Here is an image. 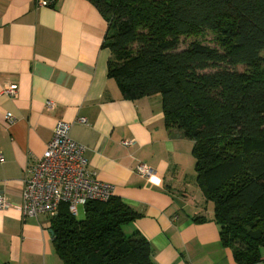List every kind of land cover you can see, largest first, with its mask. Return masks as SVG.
<instances>
[{
  "label": "crops",
  "instance_id": "obj_1",
  "mask_svg": "<svg viewBox=\"0 0 264 264\" xmlns=\"http://www.w3.org/2000/svg\"><path fill=\"white\" fill-rule=\"evenodd\" d=\"M108 32L88 0H0V194L12 204L0 210V263L64 264L48 217L24 216L22 191L65 121L86 147L88 170L138 213L124 230L150 242L156 264H238L198 184L195 143L167 125L161 95L124 97L109 76ZM11 84L17 98L4 93ZM139 164L157 170L162 185L140 176Z\"/></svg>",
  "mask_w": 264,
  "mask_h": 264
},
{
  "label": "trees",
  "instance_id": "obj_2",
  "mask_svg": "<svg viewBox=\"0 0 264 264\" xmlns=\"http://www.w3.org/2000/svg\"><path fill=\"white\" fill-rule=\"evenodd\" d=\"M88 1L109 22L110 78L126 99L162 96L167 125L195 143L223 245L238 264H264V0ZM206 31L217 46L181 49ZM138 216L116 196L83 219L62 204L56 250L64 264H156L150 242L124 230Z\"/></svg>",
  "mask_w": 264,
  "mask_h": 264
},
{
  "label": "built area",
  "instance_id": "obj_3",
  "mask_svg": "<svg viewBox=\"0 0 264 264\" xmlns=\"http://www.w3.org/2000/svg\"><path fill=\"white\" fill-rule=\"evenodd\" d=\"M54 1L38 0V5L50 6ZM18 92L16 84L4 89V93L12 98H17ZM48 106L51 107V103ZM7 119L11 124L16 120L11 114ZM80 121L88 123L85 118ZM71 128L70 123L59 121L43 157L28 167L22 191L25 217L45 215L52 221L58 216L62 204H67L69 212L77 217L80 206L85 208L92 201L108 202L116 196L114 185L100 180L88 170L86 147L71 137ZM123 144L129 146L133 141H124ZM3 160L0 153V162ZM136 172L153 185H162V176L153 167L139 164ZM11 205L8 198L0 194V210H6Z\"/></svg>",
  "mask_w": 264,
  "mask_h": 264
},
{
  "label": "rangeland",
  "instance_id": "obj_4",
  "mask_svg": "<svg viewBox=\"0 0 264 264\" xmlns=\"http://www.w3.org/2000/svg\"><path fill=\"white\" fill-rule=\"evenodd\" d=\"M215 35L212 32L206 31L202 33L200 36L197 37H183L182 38V44H181V49L187 48L190 43L194 41H199L202 42L204 45L210 46V47H215L217 46L215 42ZM264 66V64L262 65ZM237 69L241 72H244L247 70L246 66H238ZM175 128V127H173ZM85 217V208L80 206L79 207V215L77 216L78 219H83Z\"/></svg>",
  "mask_w": 264,
  "mask_h": 264
},
{
  "label": "water",
  "instance_id": "obj_5",
  "mask_svg": "<svg viewBox=\"0 0 264 264\" xmlns=\"http://www.w3.org/2000/svg\"><path fill=\"white\" fill-rule=\"evenodd\" d=\"M50 232L52 233V235H54V232H53V230H51Z\"/></svg>",
  "mask_w": 264,
  "mask_h": 264
}]
</instances>
